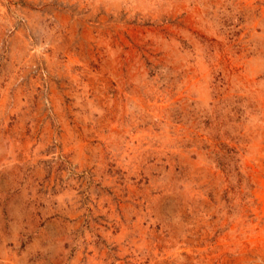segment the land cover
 <instances>
[{
  "label": "rangeland",
  "instance_id": "374dc122",
  "mask_svg": "<svg viewBox=\"0 0 264 264\" xmlns=\"http://www.w3.org/2000/svg\"><path fill=\"white\" fill-rule=\"evenodd\" d=\"M0 264H264V0H0Z\"/></svg>",
  "mask_w": 264,
  "mask_h": 264
}]
</instances>
